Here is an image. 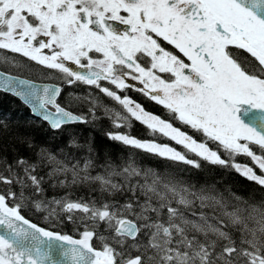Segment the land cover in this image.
<instances>
[{
	"label": "snow or ice",
	"instance_id": "obj_1",
	"mask_svg": "<svg viewBox=\"0 0 264 264\" xmlns=\"http://www.w3.org/2000/svg\"><path fill=\"white\" fill-rule=\"evenodd\" d=\"M5 66L0 264H264V0H0Z\"/></svg>",
	"mask_w": 264,
	"mask_h": 264
},
{
	"label": "trees",
	"instance_id": "obj_2",
	"mask_svg": "<svg viewBox=\"0 0 264 264\" xmlns=\"http://www.w3.org/2000/svg\"><path fill=\"white\" fill-rule=\"evenodd\" d=\"M146 108L149 111H152L156 114L165 115L164 110L160 107L155 105L154 103H151L146 106ZM0 115H6L10 120L15 121L13 125V130L16 129V124L18 123L20 125V131L21 132H28L31 133L37 144H44V143H50L49 136L50 134L46 131L47 126H38L40 124L39 120L30 112V109L28 106H26L22 101H20L17 97L12 96L9 93H2L0 92ZM35 120L36 123L33 124L31 127H24L25 121H31ZM132 134L136 135L140 138H149V133L145 126L141 125L138 122H134L133 128H132ZM87 134V133H85ZM96 143L101 149H107L113 153H119L121 152V148L119 145L112 144L108 142L106 139H104L99 131H96ZM68 139L67 135H65L62 139L57 141L56 143L63 145V143ZM161 142H169L166 138H160ZM4 147L8 151L9 156L11 157V153L13 151V148L19 150V153L21 155H28V150L20 145L13 146L7 138H5ZM242 162H247L244 160V158H241ZM216 175H220V171L218 169L213 170ZM228 179L235 184V186L238 189L241 190H251L253 185L249 184L247 181L242 180L238 176L231 175L228 177Z\"/></svg>",
	"mask_w": 264,
	"mask_h": 264
},
{
	"label": "flooded vegetation",
	"instance_id": "obj_3",
	"mask_svg": "<svg viewBox=\"0 0 264 264\" xmlns=\"http://www.w3.org/2000/svg\"><path fill=\"white\" fill-rule=\"evenodd\" d=\"M0 70H7L10 71L12 74H16V75H21L23 77L26 78H32V79H36L37 78V73L35 71H29V72H25V73H18L16 71H13L9 68H7V66H5L4 68H0ZM37 81L40 82H52V81H47V80H40L37 79ZM133 98L137 99L138 101H140L141 103L144 104V106L146 107L147 105L151 104L152 102L145 100L142 96H140L138 93L135 92H131L129 93ZM139 123V122H138Z\"/></svg>",
	"mask_w": 264,
	"mask_h": 264
},
{
	"label": "water",
	"instance_id": "obj_4",
	"mask_svg": "<svg viewBox=\"0 0 264 264\" xmlns=\"http://www.w3.org/2000/svg\"><path fill=\"white\" fill-rule=\"evenodd\" d=\"M13 75H16V74H13ZM22 78H26V77H23L22 76ZM38 83H42V82H40V81H37ZM44 83H47V82H44ZM18 98V97H17ZM21 101V100H20ZM23 102V101H22ZM29 108V107H28ZM32 114V113H31ZM34 115V114H33ZM35 116V115H34Z\"/></svg>",
	"mask_w": 264,
	"mask_h": 264
}]
</instances>
